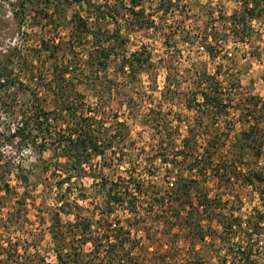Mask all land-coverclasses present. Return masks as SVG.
<instances>
[{
	"label": "rangeland",
	"instance_id": "obj_1",
	"mask_svg": "<svg viewBox=\"0 0 264 264\" xmlns=\"http://www.w3.org/2000/svg\"><path fill=\"white\" fill-rule=\"evenodd\" d=\"M4 64L0 264H264V0H0ZM84 117L109 142L77 165L56 138Z\"/></svg>",
	"mask_w": 264,
	"mask_h": 264
},
{
	"label": "trees",
	"instance_id": "obj_2",
	"mask_svg": "<svg viewBox=\"0 0 264 264\" xmlns=\"http://www.w3.org/2000/svg\"><path fill=\"white\" fill-rule=\"evenodd\" d=\"M76 1H81V0H76ZM20 5L23 8L24 3L21 2ZM257 5H258V3H255V5L252 6L251 9H249V13L251 16H254V14H256L257 12H258L257 13L258 15H261L262 9L261 10L257 9V12H255ZM129 11L132 12L134 15L137 14V12H135V10L132 7L129 8ZM102 14L104 15L103 12H102ZM136 60H137V62H139V59H136ZM8 69H9L8 64H4V66L1 67V69H0V102H2L1 101L2 94H3L2 91L6 90V88L8 86H11L13 83L15 84L14 79H16V78L11 76V70H8ZM54 72H55V70H54ZM57 76H58L57 78L52 77V79H50L46 83H39V81H38V83H39L38 85L42 84L41 85L42 88H46L47 90L51 91L55 98L57 96H60V94L64 90V86L61 82L62 80L59 79V78H62V76L61 75H57ZM20 84L22 85L23 83H20ZM205 90L202 89L199 92L200 97L202 99V103L204 105H213L214 104V106L216 108H218V106H220V102H223V100L218 98L216 95L214 97L211 96ZM54 106L58 107L57 105H54ZM252 106L256 107V102L252 103ZM61 108H62V111L66 110L68 112H69V110L73 109V107H71L67 103H64L63 105H61ZM244 110H245V112H244L245 117L250 116L252 114L251 112H253L252 109L246 110V108H245ZM50 113H51V111L45 110L41 105H32L30 107V115L27 117L31 120L32 123H36V125H38L37 130L41 136L40 138L43 140L44 143H45L47 137H50V135H51L50 124L47 123L50 120V116H51ZM25 114H27V113L24 111V113L22 114V117L25 116ZM72 118L73 117H71L70 120H73ZM43 123H45L44 128L42 127ZM28 125H29V122L25 123L26 127ZM22 126L23 125H21L18 128L17 133H21V132L23 133L25 128H23ZM95 126H96V121L94 119H92V117H91V119H90V117H84L82 119H79V120L77 119L74 121H69V119H68L65 123V128H63L61 130L59 129L60 132L57 133L56 139L58 140V144L60 146L59 148H61L63 150V154L66 156L70 153L71 157L74 160L73 162L77 165H81L83 162H86L88 160V156L92 153H94L96 155L103 153V151L105 150V145H107V143L109 142L108 139L105 140L98 133H96L97 130H95ZM104 141H106V144H104ZM211 143H212V141H209L208 144L212 145ZM260 147H261V144H260ZM75 164H73V165H75ZM210 164H211V162H208V165L206 167L209 168ZM257 177L259 178V176H257ZM115 185H117L115 182L110 183V186L107 188V191L105 192V198L107 200V203L110 206H113L112 204L120 203V202L124 201L123 200L124 199V196H123L124 193L117 191L115 189ZM124 188H125L124 190H127V186ZM187 191H188V189H187ZM175 195H176V193H175ZM173 201L174 200H170V202L172 204H173ZM175 201H177L176 207L178 208V210H175L177 212V214L182 209L185 210V207H186L185 206L186 205L185 200H183L181 198V199H175ZM211 203L212 202L210 200V197L205 193V194H203L202 199L197 202V205L202 207L203 212H206V211L212 212L213 209L211 207ZM173 206H175V205H173ZM197 212H198V214H201V211L199 212L197 210ZM86 228H89V226L86 225ZM115 236H117V235H115ZM87 241H90V242L93 241L94 242L95 239L92 237H89V239H86L84 242H87ZM95 246L97 247L96 244H95ZM114 246H116V244L109 242V244L106 245V248L107 249L109 248V251H111L114 248ZM60 256L61 255H58V258H61ZM69 256H71V255H69ZM114 256H115V254H112L111 252H109L107 254V258H109L112 261H113ZM71 258L72 259L70 262H73V264H74V262H76V259L73 256ZM99 262L100 261H98L94 264H100ZM65 264H67V263L65 262Z\"/></svg>",
	"mask_w": 264,
	"mask_h": 264
}]
</instances>
